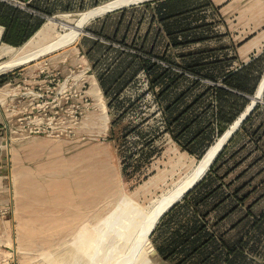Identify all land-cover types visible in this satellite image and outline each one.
Returning <instances> with one entry per match:
<instances>
[{"label":"rangeland","instance_id":"374dc122","mask_svg":"<svg viewBox=\"0 0 264 264\" xmlns=\"http://www.w3.org/2000/svg\"><path fill=\"white\" fill-rule=\"evenodd\" d=\"M104 16L87 24L75 42L0 75L7 77L0 80V264H102L115 249L110 244L92 258L91 225L122 198L134 202L136 210L151 207L220 138L214 135L206 143L203 138L199 144L207 147H194V154H189L165 130L163 111L172 95L192 87L184 100L188 103L206 88L205 83L193 85L195 75L183 69L179 49L171 54L172 64L159 62L178 75L187 74L167 100L165 95L160 98L161 87L152 86L143 69L148 82L141 76L123 87L120 99L105 100L107 112L97 109L98 99L76 96L62 87L69 72L60 71L58 55ZM59 20L45 19L48 39L60 31ZM12 55L0 47V63ZM258 59L253 69L262 70V76L264 52ZM209 101L205 97L192 111L199 112ZM210 118L205 113L201 125ZM31 121L42 123L41 132L31 133ZM155 229L150 235L152 258L166 264L155 241L168 227Z\"/></svg>","mask_w":264,"mask_h":264},{"label":"crops","instance_id":"0c3cea01","mask_svg":"<svg viewBox=\"0 0 264 264\" xmlns=\"http://www.w3.org/2000/svg\"><path fill=\"white\" fill-rule=\"evenodd\" d=\"M104 1L106 0H0V2L19 8L22 11V16H26V23L31 26H34L37 20H42L40 28L20 46H14L20 42L16 40V33L14 34L12 31L9 32V35L13 37V40H16L15 43L2 42L4 27L0 26L2 28L0 47L3 45L11 48L23 47L46 25L45 19L51 17L62 19L65 16L72 18V16L78 15L93 5L104 3ZM210 1L211 4L206 8L208 12L206 14L199 12L197 14L198 19L195 22L198 26L205 21L206 23H212L211 27L196 31L197 35L208 37L207 40L183 46L179 48V52H182V55L201 53L202 61H199L200 63L221 62L233 71L240 70L250 63V65H254L259 60L258 57L261 56V53L264 52V0ZM198 2L202 5L210 3L208 0H198ZM132 6H138V4ZM120 10L113 11L114 13L111 12L107 18L106 14L104 17L92 22L79 42L58 55L60 58L58 65L63 74L66 75L70 68H77L78 65H81L84 70L88 71L86 76L91 87L89 92H95L100 88L107 100L120 99L125 89L123 87H127L135 79L141 78L140 57L146 59L149 57L144 52H149L151 48L159 54L166 50L171 53L178 50L168 48L166 33L162 30L157 33L158 29L156 28L150 30L144 49H140L141 45L139 43L148 33V14L143 15V21L137 28L141 13L139 11L133 12V15H131L132 27L126 29L125 23L128 24L131 13L128 11L123 23L118 28L121 13L117 11ZM29 16L32 18H29ZM153 26H156V24ZM17 37L20 36L17 35ZM122 39L128 44L127 46L121 44ZM132 40H135L136 44L130 45ZM178 60L181 65L186 61L183 57ZM263 75L261 78H263ZM185 76H187L186 73L179 82ZM195 80L199 84L205 83L206 86L220 85L219 82L215 83L208 78L194 76L193 83ZM258 87L259 85L255 92ZM185 90H180L172 95V99H169L170 101L166 103V111H168L167 107L172 101ZM170 94V90L166 91V100L170 97ZM207 96L210 97L211 101L203 108H199V112L196 113L197 119L193 123L186 124L184 127L179 124L180 126L175 130L172 131L171 128L167 131L173 141L189 154H194L192 151L194 147L198 146L199 149L203 145L207 147L208 144H199V141L204 138L203 142L206 143L207 140L213 139L214 135L218 136V129L223 125L222 123L218 124L216 119L217 107L214 91H208L205 97ZM247 96L249 95H245V97ZM201 101L197 102L193 109L198 107ZM190 102L183 101L178 104V111L183 110ZM202 112L204 113L201 114ZM207 112L211 118L206 124L201 125L200 120ZM164 117L167 125L166 113ZM238 117L227 130L239 120ZM217 175L219 180H217L216 185L221 187V191L225 196L229 195L230 197L226 198L219 206L218 211L211 216L213 220L221 216L223 212L221 213L220 209L224 208L227 209L226 212L236 208L224 221L229 225L236 224L248 206H251L252 212L254 211L256 214H264V106L260 107L245 127L237 132L217 164ZM237 191L250 194L249 201L244 204L238 203L233 195ZM261 227L264 228V217L261 220ZM254 235H256V232H254ZM168 237V234L160 235L157 238V244L160 245L162 239L166 242ZM248 258L253 260L252 264H264V232L260 236L259 249L254 253H249Z\"/></svg>","mask_w":264,"mask_h":264},{"label":"trees","instance_id":"16d2710c","mask_svg":"<svg viewBox=\"0 0 264 264\" xmlns=\"http://www.w3.org/2000/svg\"><path fill=\"white\" fill-rule=\"evenodd\" d=\"M200 4L198 0H151L138 3V6H131L121 9L119 26L123 23L126 14L130 11L128 24L125 28L132 27L133 12L141 13L137 28L143 21V15L148 14L149 27L147 35L139 43L140 49H144L147 42V36L150 30H162L168 37V48L179 49L186 45L204 42L208 37L196 34L198 29H207L212 23L195 24L199 12L205 13L207 6L211 4ZM114 13V12H112ZM111 13L106 15V18ZM104 16V15H103ZM29 18H32L29 16ZM200 18V17H199ZM26 16H22V11L7 3L0 2V26L4 27L2 42L11 44L18 40L20 43L14 46L22 45L30 36H32L42 25V20H37L34 26L26 23ZM89 24V23H88ZM156 24V26H153ZM29 26V27H28ZM31 26V27H30ZM16 33V40L9 35V32ZM20 36V37H17ZM14 37V38H15ZM121 44L128 45L124 39ZM136 44L135 40L130 45ZM149 57H140L141 69H143L151 79L152 86H160L162 98L166 91L172 88L183 77L172 71L171 68H163L159 62H173L171 52L163 51L161 54L155 53L151 48L149 52H144ZM201 53L180 54L183 57V69L189 71L195 76L208 78L219 86H206L204 91L194 98L186 107L178 111L177 105L185 100V97L192 91V87L186 89L172 101L167 107V125L165 130L172 131L181 124L193 123L197 117L198 111H191L195 104L201 101L208 91L213 90L216 101V119L218 124H223L218 129V136H222L224 131L236 120V118L249 106L250 100L245 95H253L259 85L261 71H255L254 65L248 64L240 70L233 71L223 63H200L202 61ZM172 64V63H171ZM214 65V67H213ZM258 72V73H257ZM7 77L0 79L1 82ZM220 80V81H219ZM199 84L194 81L193 85ZM235 91V92H234ZM264 105L258 103L252 112L242 122L239 129L233 134L228 143L210 167L205 177L191 189L177 204L170 208L160 219L155 231L160 232L162 226L168 227L167 232H160V235L168 234L166 240L162 239L160 245L155 241V248L158 256L166 264H251L247 261L249 253H254L259 249L260 236L264 232L261 227V220L264 214L252 212L251 206L246 207L244 213L239 217L236 224L229 225L224 223L230 213L236 208L227 211L226 208L220 209L221 216L215 220L211 218L214 212L218 211L219 206L230 196L221 191V187L216 185L219 177L217 175V164L221 160L223 153L235 138L237 132L243 129L250 121L256 111ZM196 112L194 116L192 113ZM233 112V113H232ZM202 112L201 114H203ZM166 122V121H165ZM238 203L244 204L249 201L250 194L233 193ZM249 217L250 220H249ZM256 232V235H254ZM165 242V243H164Z\"/></svg>","mask_w":264,"mask_h":264},{"label":"bare ground","instance_id":"6f19581e","mask_svg":"<svg viewBox=\"0 0 264 264\" xmlns=\"http://www.w3.org/2000/svg\"><path fill=\"white\" fill-rule=\"evenodd\" d=\"M139 1L146 0H110L79 13L75 19H69L67 16L63 17L59 20L60 31L56 32L51 39L47 38L50 30L49 26L45 25L37 35L35 34L20 49L3 45L2 48L5 53L12 52L13 55L9 60L0 63V75L75 42L81 33H84L86 25L97 16H103L109 10L138 3ZM1 33L2 28L0 27V36ZM256 93L255 96H252L251 104L260 102L263 99L264 75ZM238 121L207 149L204 156L185 177L178 181L160 199L156 200L151 207L136 210L134 202L122 198L106 215L98 220L96 219L97 221L91 225L88 232L92 235H90V255L92 254V258H95L97 253L106 251L109 245L112 244V248L115 249L114 255L108 260L106 258L102 264H156V259L152 258L155 249L150 241V235L159 223L160 216L194 181L208 171L214 155Z\"/></svg>","mask_w":264,"mask_h":264},{"label":"built area","instance_id":"2783aa9c","mask_svg":"<svg viewBox=\"0 0 264 264\" xmlns=\"http://www.w3.org/2000/svg\"><path fill=\"white\" fill-rule=\"evenodd\" d=\"M75 69H77V73H75ZM79 71H81L82 73H80ZM88 71L84 70L81 65H78L77 68H70L69 73L67 75L66 78H64L63 83H62V87H68L69 90H73L74 91V95H82V97H85L86 99H98L100 101V107H98L97 109L99 111H105L107 112V103H105V100H107L105 98L104 93L100 90V88H98L97 91L95 92H89V90L91 89L89 82H88V78L87 75ZM143 79H146V81L148 82V79L146 77V75L144 74V72H142L141 74ZM53 81L56 80V77H53L52 79ZM58 81H60V79H58ZM264 104V102H262ZM41 122V121H39ZM32 126H34V130L31 133H38L41 132L42 129V123H38L37 121H31Z\"/></svg>","mask_w":264,"mask_h":264},{"label":"water","instance_id":"95a60500","mask_svg":"<svg viewBox=\"0 0 264 264\" xmlns=\"http://www.w3.org/2000/svg\"><path fill=\"white\" fill-rule=\"evenodd\" d=\"M148 1V0H146ZM144 1H139L138 3H142ZM138 3H133V4H130V5H127V6H121V7H117L115 9H112V10H109L107 11L104 15L108 14V13H111L113 11H116V10H119V9H122V8H125V7H129V6H132V5H136ZM98 18V16L96 17ZM95 19V18H94ZM93 19V20H94ZM252 96L253 95H249L247 96V98L249 100L252 99ZM263 99H264V96H263ZM263 99L260 101V102H254L253 104L250 105V107H246L245 111L238 117L239 121L237 123V125L235 126V128H233L230 133L227 135V137L225 138V141L223 142V144L220 146V148L217 150L216 154L214 155L211 163H210V166L208 167V171L210 170V167L211 165L213 164V162L215 161V159L217 158L218 154L222 151V149L224 148V146L228 143V141L230 140V138L233 136V134L236 132V130L240 127V125L242 124V122L246 119V117L252 112V110L256 107V105L258 103H262L263 102ZM204 172L196 181H194L186 190L185 192L180 196L178 197L163 213L162 215L160 216V218L170 209L172 208L175 204H177L179 201H181V199L191 190L193 189L204 177L205 175L207 174V172Z\"/></svg>","mask_w":264,"mask_h":264}]
</instances>
